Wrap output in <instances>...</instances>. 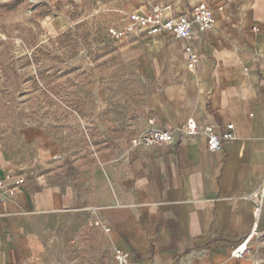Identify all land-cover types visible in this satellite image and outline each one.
Segmentation results:
<instances>
[{"label":"crops","instance_id":"0c3cea01","mask_svg":"<svg viewBox=\"0 0 264 264\" xmlns=\"http://www.w3.org/2000/svg\"><path fill=\"white\" fill-rule=\"evenodd\" d=\"M198 1L134 0L131 12L171 4L179 16ZM207 1L217 20L193 33L197 64L188 42L167 33L126 42L151 76L142 129L155 116L174 130L171 143L133 148L119 167L94 165L64 181L49 129L29 124L0 135V172L26 176L0 202V264H53L49 236L71 213L109 227L111 248L131 252L124 264H240L232 252L252 231L253 194L264 180V0ZM189 117L200 126L194 135L180 129ZM228 123L234 137L210 151L205 126ZM259 217L264 236V201Z\"/></svg>","mask_w":264,"mask_h":264},{"label":"rangeland","instance_id":"374dc122","mask_svg":"<svg viewBox=\"0 0 264 264\" xmlns=\"http://www.w3.org/2000/svg\"><path fill=\"white\" fill-rule=\"evenodd\" d=\"M133 1L0 0V135L49 129L64 181L121 166L143 131L151 76L140 52L127 50L135 33H113L130 21ZM49 237L53 264H118L103 223L71 213ZM240 264H264V236Z\"/></svg>","mask_w":264,"mask_h":264},{"label":"built area","instance_id":"2783aa9c","mask_svg":"<svg viewBox=\"0 0 264 264\" xmlns=\"http://www.w3.org/2000/svg\"><path fill=\"white\" fill-rule=\"evenodd\" d=\"M173 6L171 4H155L148 11H135L130 13V21L121 29H113V33L118 37L128 36V33L148 35L157 33H167L170 36L186 40V52L191 64H197L200 60V52L193 45L192 37L194 31L204 32L216 26L217 10L207 1L200 0L193 5L191 11L179 16L170 15ZM218 10H223L224 6H219ZM248 70V68H246ZM146 127L138 136L132 139L133 148L140 147H163L174 140V130L156 124V117L148 118ZM199 124L194 117H189L180 129L187 135H194L199 131ZM207 136V146L212 152L217 151L224 139H231L235 135L234 124L228 123L224 130L209 124L205 126ZM26 176L13 170L0 172V202L12 198L25 184ZM257 201L255 221L249 236L238 244L232 254L237 259H242L247 255L250 241L256 236H262L259 230L261 205L264 201V180L260 187L253 194ZM109 231V227H106ZM114 256L118 264H124L131 256V252L124 249L114 250Z\"/></svg>","mask_w":264,"mask_h":264}]
</instances>
